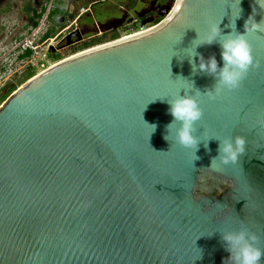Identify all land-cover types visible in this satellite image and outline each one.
Wrapping results in <instances>:
<instances>
[{
	"label": "water",
	"instance_id": "obj_1",
	"mask_svg": "<svg viewBox=\"0 0 264 264\" xmlns=\"http://www.w3.org/2000/svg\"><path fill=\"white\" fill-rule=\"evenodd\" d=\"M175 4L152 29L61 60L0 106V264H229L220 232L241 223L264 248V33L249 34L260 67L240 88L197 97L205 143L246 138L238 162L207 168L211 140L194 168L175 128L172 147L164 139L167 100L216 83L192 72L198 33L244 32L264 19V0H185L168 22ZM196 51L223 67L219 43ZM145 122L157 125L151 137Z\"/></svg>",
	"mask_w": 264,
	"mask_h": 264
},
{
	"label": "clouds",
	"instance_id": "obj_2",
	"mask_svg": "<svg viewBox=\"0 0 264 264\" xmlns=\"http://www.w3.org/2000/svg\"><path fill=\"white\" fill-rule=\"evenodd\" d=\"M184 3L185 0H176L173 12L166 18L168 22H172L176 18V14L180 12ZM250 20H252L251 25L246 21L244 32L236 31L235 35L232 30L225 33L219 25H211L207 37L202 41L197 32L198 36L194 40L196 42L195 50L191 52V59L189 61L192 65V72L193 74L207 73L212 75L216 78V83L203 92L197 88L195 89V93L185 92L184 95H181L179 92L173 99L167 100V103L170 105L169 113L173 117V120L166 125L164 139L169 141L172 147L170 137L175 128V143L193 151L194 168L195 161L201 159L197 155L201 143L210 152L209 142L211 140L219 142L218 155L212 157L210 167H207L211 171L216 172L220 171L217 161L223 165L235 164L246 151V138L243 136H229L224 139L208 136L207 143L201 139L200 135H198L199 128L197 125L204 118V110L200 106V101L197 97L207 96L211 100H216L225 91L231 92L240 88L248 74L254 68L258 69L260 67V61L254 55V48L249 40V34L264 33V19L257 22L254 18L250 17ZM197 41L200 42L197 43ZM214 43H219L221 47L223 67L219 66L215 54L206 60L202 54L196 51L199 46L212 45ZM197 56H199L198 65L195 60ZM192 84L194 87V82ZM148 125L152 129L151 137L156 131L157 125ZM177 125L178 127H176ZM220 234L221 240L226 246V251L230 253V256L227 258L229 264H262V260H264V248L259 246L260 237L249 229L247 225L241 223L238 230L220 232Z\"/></svg>",
	"mask_w": 264,
	"mask_h": 264
},
{
	"label": "built area",
	"instance_id": "obj_3",
	"mask_svg": "<svg viewBox=\"0 0 264 264\" xmlns=\"http://www.w3.org/2000/svg\"><path fill=\"white\" fill-rule=\"evenodd\" d=\"M54 2H50L47 6V11L42 13V9L36 11V20L38 24L29 25L26 21L27 16H18V11L24 10L23 3L15 5L14 12L4 17L0 26V87H2L3 81L8 74L18 75L20 71L27 73L26 71L35 70L40 67H46L49 60L42 58L47 55L41 50V45H47V52L54 47L58 38L65 40L66 35L71 30H76L78 22L85 12L86 8L81 9L78 15L74 18L71 7L66 8V14L68 24L58 33L56 36L47 38L42 41L43 36L47 30L51 27V23L48 19L50 10L52 9ZM155 25H139L138 21L134 20L127 27V31L122 35L123 37L137 35L152 29ZM44 54V56H43Z\"/></svg>",
	"mask_w": 264,
	"mask_h": 264
},
{
	"label": "rangeland",
	"instance_id": "obj_4",
	"mask_svg": "<svg viewBox=\"0 0 264 264\" xmlns=\"http://www.w3.org/2000/svg\"><path fill=\"white\" fill-rule=\"evenodd\" d=\"M128 2H129V0H104L103 3L95 5V7H94L95 9L92 12H89V13L85 12L83 14V16L81 17V19L79 20L78 26L80 27L81 31L83 32V36L89 40L85 41L81 44H78L77 46H80V49L74 50V47H69V48L67 47L61 51H57L59 45L63 46L65 44L62 42L64 40H61L60 37L58 38L57 43H55V45H54V48L56 49L55 52H51V51L47 52V50H48L47 45L42 44L41 45L42 52L47 53L46 56H44V54H43L44 57H42V58H46V60H49V62L47 63L46 67H40L38 69H35L34 73H36V75H37L40 72L49 68L50 66L60 62L61 60H64L68 57L76 55V54L83 52L85 50H88L90 48H94L96 46H99L102 43L103 44L108 43L107 41L112 40L115 37H120V35L123 33L124 28H122L120 31H115V30L108 29L113 24H111V23L109 25H106V24L101 25V24L106 23V21L108 19L118 18L119 15L122 14L121 8L123 7V5H125ZM167 2L168 3L166 4V6L168 7V6L173 5L175 0H167ZM20 3H23L24 6L27 7V9H26V11L25 10L18 11L19 12L18 16L21 17L24 15H27L26 21H28L29 25H31L33 22L32 14L36 13V11L38 9H43L44 6H48L50 2L47 0H0V26L4 20V17L13 13L14 12L13 7H15L16 4L19 5ZM89 3H91L90 0L89 1L79 0L77 2H74L73 7H71V9L74 12V15H78L79 12L81 11V9L86 8V6ZM158 19L162 20L163 16L160 15V16L156 17L154 22H156V20H158ZM154 22L150 23L148 25H154ZM67 24H68V22H66V23L62 22V25H60V26L57 25V28H56L57 33L56 34H58ZM102 32H103V36H101ZM56 34H55V36H56ZM94 34H96V35L100 34V35H99V37H95V38L90 39L89 37L94 35ZM99 42H101V43H99ZM84 43H90L89 46H92V47L86 48L83 45ZM23 71L24 70L20 71L21 74H18L16 76L13 75V73L8 74V76L6 77V79L2 83V87H0V96L5 95L12 86H16L17 90H18L23 84H25L28 81V80H26L28 74L25 72L22 73ZM26 72H28V71H26ZM17 90H15V91H17ZM2 105L3 104H1L0 106H2Z\"/></svg>",
	"mask_w": 264,
	"mask_h": 264
},
{
	"label": "flooded vegetation",
	"instance_id": "obj_5",
	"mask_svg": "<svg viewBox=\"0 0 264 264\" xmlns=\"http://www.w3.org/2000/svg\"><path fill=\"white\" fill-rule=\"evenodd\" d=\"M47 1H49V2H65V9H66L68 7H73L74 2H77L79 0H47ZM87 1H89V0H87ZM90 2L91 3H89L86 6L88 13L92 12L95 9L94 8L95 5L103 3L104 0H90ZM167 3H168L167 0H129V2L126 3L125 5H123V7L121 8L122 14L119 15L118 18L108 19L106 21V23L101 24V25H105V24L109 25L111 23L113 25L110 26L108 29L115 30V31H120L122 28H124L123 33L120 35V37H122V35L127 31V27L130 25V23L132 21L136 20V21H138V23H140L141 25L144 26V24H143L144 20H146L148 18L156 19V17L162 15V13L164 12V10L167 7L166 6ZM25 8H26V6H25ZM25 8H24V10H25ZM32 16H33V22H35L36 14L34 13V14H32ZM66 21H67V16H64L63 22L66 23ZM33 22H32V24H33ZM146 25H148V24H146ZM78 31L81 33L82 38L79 40L78 37H72L70 39L71 44L68 45L67 38L71 34H73L74 32H78ZM99 35L94 34V35L90 36L89 38L92 39L95 37H99ZM101 36H103V32L101 33ZM88 40L89 39H86L83 36V32L81 31L80 27L78 26L75 31L71 30L66 35L65 40L62 41L65 44L63 46L59 45L57 51H61L67 47L69 48L72 46H76V45L81 44V43L88 41ZM111 41H114V40L112 39V40H109L107 42H111Z\"/></svg>",
	"mask_w": 264,
	"mask_h": 264
},
{
	"label": "trees",
	"instance_id": "obj_6",
	"mask_svg": "<svg viewBox=\"0 0 264 264\" xmlns=\"http://www.w3.org/2000/svg\"><path fill=\"white\" fill-rule=\"evenodd\" d=\"M27 9V7L25 8V10ZM47 11V6H44L43 9H42V13L46 12ZM66 14V10H65V2H54V5L52 7V9L50 10L49 12V15H48V19L51 23V27L47 30V32L45 33V35L43 36L42 38V41L47 39V38H51V37H54L55 34L57 33V25H62V22H63V17L65 16ZM75 15H72L71 17L74 18ZM161 21V19H158L156 20V22H154V25L159 23ZM33 24L36 26L38 23L37 22H33ZM139 25H141L139 23ZM119 37H115L113 38V40L115 39H118ZM101 43V42H99ZM86 48H90L92 46H89L90 43H84L83 44ZM74 47V50H77V49H80V46H72ZM85 48V49H86ZM28 76L26 78V80H29L31 79L33 76L36 75V73H34V70H29L27 72ZM17 90V87L16 86H12L8 92L3 95V96H0V105L3 104L5 102V100L15 91Z\"/></svg>",
	"mask_w": 264,
	"mask_h": 264
},
{
	"label": "bare ground",
	"instance_id": "obj_7",
	"mask_svg": "<svg viewBox=\"0 0 264 264\" xmlns=\"http://www.w3.org/2000/svg\"><path fill=\"white\" fill-rule=\"evenodd\" d=\"M123 38H126V37H123Z\"/></svg>",
	"mask_w": 264,
	"mask_h": 264
}]
</instances>
